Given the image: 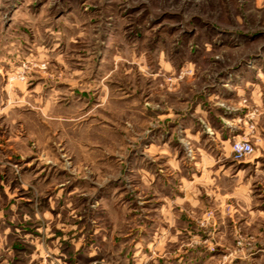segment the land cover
I'll return each mask as SVG.
<instances>
[{
	"label": "rangeland",
	"instance_id": "obj_1",
	"mask_svg": "<svg viewBox=\"0 0 264 264\" xmlns=\"http://www.w3.org/2000/svg\"><path fill=\"white\" fill-rule=\"evenodd\" d=\"M0 74L14 264L74 234L124 264L131 233L143 264H264V0H0Z\"/></svg>",
	"mask_w": 264,
	"mask_h": 264
},
{
	"label": "crops",
	"instance_id": "obj_2",
	"mask_svg": "<svg viewBox=\"0 0 264 264\" xmlns=\"http://www.w3.org/2000/svg\"><path fill=\"white\" fill-rule=\"evenodd\" d=\"M3 77L4 76L0 74V79H2ZM228 142H229L228 140L223 139V143H228ZM202 157H203L202 160L207 159L206 155H202ZM230 157L231 155L226 156L227 159H230ZM0 189H1L0 192H3L5 196H8L9 194L11 197L12 192L11 191H10L11 193L7 192L5 186H0ZM7 223L10 226H12L13 222L11 218L7 220L5 216H3V212L0 207V226L5 225V224L7 225ZM46 231H49V230L46 229ZM46 231H44V228L41 230L39 229L36 230V232L38 233L36 237H34V232H31V233L27 232V234L25 235L26 241L28 240V243L32 245V250L26 251V256L32 258L31 262L34 261L35 257L44 259V249L43 247H41L42 244L40 245L39 242L40 241L44 242V240H47L48 242L50 241L51 238H53V236H50ZM185 231L188 232L187 229ZM7 236H9L7 229H5L3 233H1V227H0V258H1L0 264H14L15 258L17 254H19V252H17V248L9 249L10 247L8 248V245L6 244L5 245L7 249L3 250L2 238L6 240L9 238ZM60 236L61 234H58V239H57L58 243H59V239H61ZM137 237H142L141 239L143 240V238H145V234L131 233L127 235V243L129 242L128 244H129L130 249H126V255H125L126 260L124 264H143L144 263V260L141 259V256H145V255H142L144 251L146 252L145 254H148V251L146 249L145 250L142 249L143 244L140 243V240H137L138 242L136 243V239H138ZM71 238H69L70 241H68V238L64 236L61 239L62 243L60 242L61 248H59V250L56 249V251L52 250L51 252V249L48 248L47 252H51L54 256L58 257L59 259L58 264L61 263V260L65 262L64 264H82V263L91 264L94 261L96 262V259L98 258L99 254L95 252V250H92L91 248L92 246L91 242L93 241L92 237L90 240L87 241L88 243H85V244L82 243L81 238H78V241H76V234L72 235ZM130 242L134 244H130ZM2 250L8 254L7 257H5L7 258V260L6 259L2 260V255H1ZM181 253L183 254H175L174 256L169 254V255H165V257L173 256L169 264H208V260L210 257V252L206 249L197 250L196 252L191 249H186L184 250V252H181ZM159 259H161V257H159ZM158 262L159 264H163V262L161 261H158ZM39 264H42V263H39ZM43 264H45V262Z\"/></svg>",
	"mask_w": 264,
	"mask_h": 264
},
{
	"label": "built area",
	"instance_id": "obj_3",
	"mask_svg": "<svg viewBox=\"0 0 264 264\" xmlns=\"http://www.w3.org/2000/svg\"><path fill=\"white\" fill-rule=\"evenodd\" d=\"M255 148L249 140L236 141L232 145V156L235 162L243 163L253 156Z\"/></svg>",
	"mask_w": 264,
	"mask_h": 264
}]
</instances>
